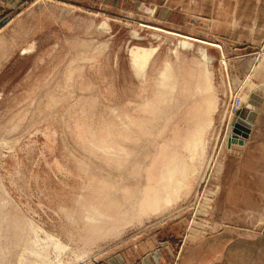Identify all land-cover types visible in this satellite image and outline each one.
Instances as JSON below:
<instances>
[{
    "label": "rangeland",
    "instance_id": "1",
    "mask_svg": "<svg viewBox=\"0 0 264 264\" xmlns=\"http://www.w3.org/2000/svg\"><path fill=\"white\" fill-rule=\"evenodd\" d=\"M110 1L0 0V264H264V48Z\"/></svg>",
    "mask_w": 264,
    "mask_h": 264
},
{
    "label": "crops",
    "instance_id": "2",
    "mask_svg": "<svg viewBox=\"0 0 264 264\" xmlns=\"http://www.w3.org/2000/svg\"><path fill=\"white\" fill-rule=\"evenodd\" d=\"M83 1L95 4L105 0ZM110 2L115 5H128L133 10L141 6L151 8L153 15L160 22H171L177 32L175 34L190 41L192 47L187 49L192 54L200 53L198 49H206L209 65L214 69L223 67L221 65H224V54L226 57L231 53L239 56L246 54L247 50H254L253 47L264 48V0H111ZM216 43L223 46L221 51L214 47ZM190 62L195 67L198 61L192 58Z\"/></svg>",
    "mask_w": 264,
    "mask_h": 264
},
{
    "label": "bare ground",
    "instance_id": "3",
    "mask_svg": "<svg viewBox=\"0 0 264 264\" xmlns=\"http://www.w3.org/2000/svg\"><path fill=\"white\" fill-rule=\"evenodd\" d=\"M153 38H160V36L159 35H155V36H153ZM181 44L180 45H182V47H184V48H191L192 47V45L189 43V42H186V41H182V42H180ZM194 46V45H193ZM158 49V48H157ZM199 50V52L203 55V56H205V57H207L208 55H207V51H206V49H203V48H201V49H198ZM154 52V50L153 49H144V48H138L136 51H133V60H134V62L138 65V66H144L146 63H147V61L150 59V57H151V55H152V53ZM204 58V57H203ZM206 60V59H205ZM134 69V68H133ZM38 134V133H37Z\"/></svg>",
    "mask_w": 264,
    "mask_h": 264
},
{
    "label": "water",
    "instance_id": "4",
    "mask_svg": "<svg viewBox=\"0 0 264 264\" xmlns=\"http://www.w3.org/2000/svg\"><path fill=\"white\" fill-rule=\"evenodd\" d=\"M242 117H245V115H246V110H244V111H242L241 112V114H240ZM236 125H238V124H236ZM246 130V132L248 133L249 132V130H247V129H245ZM247 134H245L244 136H246ZM248 136V135H247Z\"/></svg>",
    "mask_w": 264,
    "mask_h": 264
}]
</instances>
